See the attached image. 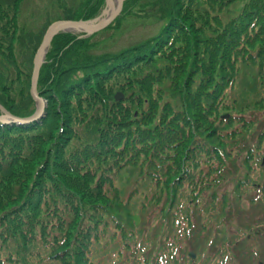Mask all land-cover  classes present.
<instances>
[{
    "label": "trees",
    "instance_id": "obj_1",
    "mask_svg": "<svg viewBox=\"0 0 264 264\" xmlns=\"http://www.w3.org/2000/svg\"><path fill=\"white\" fill-rule=\"evenodd\" d=\"M20 1L0 0V52L5 54L0 60V104L24 118L33 113L35 104L29 94L31 72L26 70L32 58L27 65V49L22 46L17 52L14 47ZM236 1L155 3L158 14L166 18L164 31L152 45L139 46L133 62L122 53L94 58L87 39L72 34L53 38L37 83L40 97L61 98L56 115L58 123L62 118L65 122L51 149L44 155L40 148L50 136L44 120L0 124V264L218 263L219 237L227 241L230 236L221 228L211 240L210 225H223L219 216H213L203 231L201 219L208 204L200 206L199 201L215 200L222 205L219 215L229 221L232 209L242 218L246 213L240 207L251 201L244 202L232 190L221 193V202L219 186L193 199L185 211L178 203L183 196L178 179L182 176L189 186H208L201 163L213 159L224 164L226 144L218 130L228 128L231 120L225 122L220 112L234 111L225 105L227 98L243 103L235 108L238 113L264 104V0H248L240 9ZM79 2L71 3L60 18L88 20L104 7V0ZM189 15L188 24L181 26L180 16ZM156 53L162 64L156 60L149 70L160 64L162 77L169 76L181 102L179 110L163 105L153 122L159 70L151 74L139 73L141 66L132 72L130 68L151 61ZM195 74L200 78L194 81ZM130 85H134L131 96L126 94ZM114 88L124 93L122 101L113 99ZM141 93L147 105L138 111ZM23 97L29 106L15 107ZM130 99L139 100L133 112ZM234 143V149L241 148ZM217 180L212 186H218ZM121 182L126 187L116 186ZM193 208L196 219L187 230L191 243L185 252L175 232L180 219H191L185 213L193 215ZM228 243L238 262L252 264L245 257L249 246ZM206 247L212 250L210 256L187 258L191 251L200 258Z\"/></svg>",
    "mask_w": 264,
    "mask_h": 264
},
{
    "label": "rangeland",
    "instance_id": "obj_2",
    "mask_svg": "<svg viewBox=\"0 0 264 264\" xmlns=\"http://www.w3.org/2000/svg\"><path fill=\"white\" fill-rule=\"evenodd\" d=\"M79 2L81 0H21L18 6L21 8V12L18 13L17 21H18V33L15 38L16 40L14 42V47L16 48V51L20 50V48L23 46V48L27 49V55L30 56V59L27 62V65H29V62H31L32 58V65H33V58L35 55V52L41 43V40L43 38V35L47 29V27L52 24L53 22H56L58 20H62L60 17H62L64 14L68 13L69 6L75 4V2ZM161 0H124L121 8V12L119 15L112 21L111 24H109L105 29L87 36L83 32H64L61 34H72L76 36L78 39H87L86 44H88L89 48L87 49L89 53H91L92 56L100 57L102 55H109L111 57L117 56L122 53V55H125L127 57H130V62L135 61L137 52L141 51L142 48L139 46L149 42L151 45L152 40L159 38V34H161L164 30V22L166 20L165 17L158 14V8L155 3H159ZM235 1V0H233ZM248 0H237L236 5L237 9H240L241 7H244L245 4H247ZM80 3V2H79ZM124 5V6H123ZM103 10H107V4L104 0V7ZM102 10V11H103ZM190 15L188 16V19L183 18L180 16V24L181 26H186L188 24L187 20H189ZM222 18L228 21V18L223 14ZM27 38V40H25ZM148 43V44H149ZM50 49V48H49ZM86 50V51H87ZM156 51V49H154ZM49 51V50H48ZM84 51V52H86ZM0 60H2V56L5 58V54H2L0 52ZM52 54V52H51ZM130 54V55H129ZM47 55V54H46ZM141 56V55H138ZM160 55L156 53L151 61H143V63H135V67L130 68V72L136 70L140 66L142 69L139 68V73H151L154 74L156 71L159 70V83H156L155 86L159 87V93L154 95V99L157 102V110L153 117V122H155L161 115L162 112V106L163 105H169L173 106L176 109H180L179 102H181L180 97L177 92H175V88H173L170 83L169 76L162 77L161 74V67L160 64L158 65L157 69L149 70L150 65L154 61H159L162 64V60L159 59ZM106 59H104L105 61ZM46 62V56L44 58V63ZM102 62V61H101ZM30 72H32V66L28 67L26 69ZM92 70V69H91ZM86 72V71H85ZM90 74V72H88ZM150 74V75H151ZM200 78L199 75L195 74L193 80ZM28 78H26L27 80ZM90 79V78H88ZM95 79V78H94ZM91 82H93V79H90ZM160 83L164 84V87H161ZM114 86V85H112ZM134 85H130V88L126 92V94L132 95L133 91L132 88ZM38 89V88H37ZM130 90V91H129ZM192 90H195V85H192ZM40 91V89H39ZM112 97L114 100L122 101L124 99V93L120 91V88H114L112 90ZM27 96V92H23ZM120 95L122 97L115 98L116 95ZM125 94V95H126ZM9 97V96H8ZM29 97V95H28ZM13 98V96H12ZM45 107L43 109L42 115L40 118L31 121H45L46 128L50 131V136L46 138V140H43L40 143V148L44 151V155H46L47 151H49L54 144V137L59 134L60 127H62L63 123L65 122V118H62L63 123H58L57 115L60 111L61 105H59L61 98L60 97H52L51 99H44ZM142 98V99H141ZM140 99L143 100L141 104V108L138 109V111L142 110L146 105L147 102L144 100L146 99V96L144 93H141ZM30 101V97H29ZM139 100L133 101L130 99V110L133 112L136 109V105ZM27 103V104H25ZM243 103L241 101H236L235 103L231 102V99L227 98V101H225V105H227L231 110H234L232 112L230 111H221L220 118L226 120H231V124L228 126V128H221L218 130V133L220 137L224 140L226 144V151L222 153L223 157L225 158L221 166L218 165L217 160L214 162L213 159L209 160L208 163H201L199 169L206 170V176L208 178V186H189V184L181 179L182 176L178 179L180 182V189L179 193L183 195L181 200H179L180 206L185 207V211H188L190 206L193 204V199L196 201L200 196H204L207 192H211L212 190H216L219 186V194H217V198H221V202L223 197H221L222 192L229 193L230 191H238L240 196L245 199L244 202H248L251 200V196L255 195V189L252 186V181L257 177V175L261 176V178L264 177V170L259 167V161L258 158H250L249 157V150L251 149L252 152H255V146L258 145L259 140L262 139V136H264V104L262 107L258 106H249V108H246L243 112L238 113L235 112L238 109H235L237 106L242 105ZM1 105V104H0ZM175 105V106H174ZM2 106V105H1ZM17 108H25L29 106V103L22 98L20 103L14 105ZM3 107V106H2ZM34 107V111L36 109V106L33 105L32 109ZM4 108V107H3ZM33 111V113H34ZM130 112V114H131ZM32 113V114H33ZM31 114V115H32ZM133 115L135 113H132ZM140 114V113H139ZM149 114V111L147 112ZM30 116V115H29ZM50 129H54V132H51ZM65 129V127H64ZM59 130V131H58ZM252 134H255L252 136ZM229 135L230 137H228ZM234 140L237 142L238 146H242L240 149H234L235 143ZM264 149V137L261 140V146L259 147V152H261ZM258 152V153H259ZM185 151L182 150L181 154H184ZM228 156H226V155ZM256 156L259 157V155L256 154ZM232 160H234L235 163H230ZM257 165V167H256ZM218 168L220 170L212 171L214 169ZM97 174V173H96ZM221 177V178H220ZM217 180L216 184L218 186H212L214 181ZM119 188L126 187V183H120L116 184ZM201 189V190H200ZM16 194V193H15ZM230 194V193H229ZM229 194H227L229 196ZM196 197V198H195ZM261 199L264 200V194H262ZM123 198H125L123 196ZM179 198V199H180ZM228 198V197H227ZM200 199V198H199ZM200 206L205 203L208 204L204 210H203V218L201 219L202 225L205 226L204 232L206 231V228L211 223V219L213 216H219V221H223V225L220 224L216 225V223L211 224L210 229L212 230V237L211 240L214 238L216 230H220L221 228L226 231V236L229 237L227 241L225 240L224 236L222 235L219 237V248L222 252V254L219 255L218 263L217 264H241L234 258V251L231 250L230 244L228 243L230 240H238L240 238H243L246 234L248 229H246V232L238 234V232L243 231V226L247 224V220L243 218L241 220L240 216L237 212H235L233 209L232 214L227 217H231V220H224L221 215H219V211L221 206L219 203H215V200L211 202V199H202L199 201ZM229 202V206L230 203ZM178 203L173 207L175 210L178 208ZM196 203V202H195ZM210 203V204H209ZM210 208L211 211H210ZM252 206H249V204L242 205L240 207V212H245L247 216L249 215H255L256 218L264 217V215H258L256 211L252 209ZM207 210V211H206ZM186 216L189 215L191 219L189 221H186L185 219L179 220V230L176 231L177 238L181 239L179 240V244L181 246L182 251H185L188 249L191 240L186 236L187 230L190 227V224L193 225L196 215L194 213L193 208V215L189 213H185ZM216 222V221H215ZM264 223V220L261 221ZM164 224H162L163 226ZM196 225V223H195ZM164 226L162 228H159V231H162ZM255 230V229H254ZM204 234V233H202ZM221 238H224L222 241ZM201 237L196 239L195 241H200ZM220 241H222L220 243ZM244 241V239L242 240ZM259 240L252 239V241L248 242L246 246H249L251 250L255 251L257 247V242ZM246 246H241L242 249ZM212 250L208 249L206 247L205 251L200 254V258L196 257V254L194 256H187V258L192 259H199L203 260L208 255H211ZM243 253V251H242ZM218 256V255H217ZM249 257L253 264H257V255L252 254L251 256H245ZM223 258V259H222ZM222 259V260H220ZM198 260V261H199ZM216 261V260H215ZM199 263V262H197Z\"/></svg>",
    "mask_w": 264,
    "mask_h": 264
},
{
    "label": "water",
    "instance_id": "obj_3",
    "mask_svg": "<svg viewBox=\"0 0 264 264\" xmlns=\"http://www.w3.org/2000/svg\"><path fill=\"white\" fill-rule=\"evenodd\" d=\"M123 1L124 0H115L116 4L114 5L112 0H105L107 10H103L99 16L91 20H59L50 24L43 35L42 41L33 59L29 93L33 101L36 103V111L28 118H18L0 106V123H28L40 118L45 107V103L37 92V82L41 65L44 62L43 60L45 54L53 37L59 33L73 31L83 32L89 36L106 28L121 12Z\"/></svg>",
    "mask_w": 264,
    "mask_h": 264
},
{
    "label": "bare ground",
    "instance_id": "obj_4",
    "mask_svg": "<svg viewBox=\"0 0 264 264\" xmlns=\"http://www.w3.org/2000/svg\"><path fill=\"white\" fill-rule=\"evenodd\" d=\"M112 3H114V5L116 4L115 0H112Z\"/></svg>",
    "mask_w": 264,
    "mask_h": 264
},
{
    "label": "flooded vegetation",
    "instance_id": "obj_5",
    "mask_svg": "<svg viewBox=\"0 0 264 264\" xmlns=\"http://www.w3.org/2000/svg\"><path fill=\"white\" fill-rule=\"evenodd\" d=\"M264 167V166H263Z\"/></svg>",
    "mask_w": 264,
    "mask_h": 264
}]
</instances>
